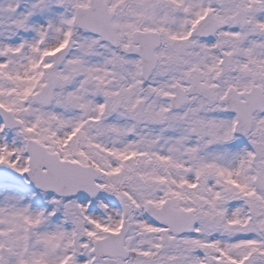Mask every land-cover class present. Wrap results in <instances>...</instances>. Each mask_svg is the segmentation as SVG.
I'll use <instances>...</instances> for the list:
<instances>
[{
	"label": "snow or ice",
	"instance_id": "obj_1",
	"mask_svg": "<svg viewBox=\"0 0 264 264\" xmlns=\"http://www.w3.org/2000/svg\"><path fill=\"white\" fill-rule=\"evenodd\" d=\"M0 264H264V0H0Z\"/></svg>",
	"mask_w": 264,
	"mask_h": 264
}]
</instances>
